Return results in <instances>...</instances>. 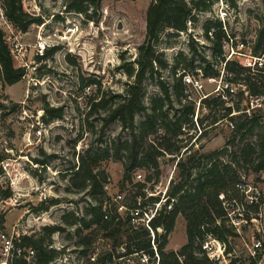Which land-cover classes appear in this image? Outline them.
<instances>
[{
  "label": "rangeland",
  "instance_id": "374dc122",
  "mask_svg": "<svg viewBox=\"0 0 264 264\" xmlns=\"http://www.w3.org/2000/svg\"><path fill=\"white\" fill-rule=\"evenodd\" d=\"M151 2L104 0L97 14L98 20L90 21L85 14L67 13V0H24V10L40 16L47 26L41 29L38 25H32L28 32L18 33V38L27 46L26 61L29 66L25 70L26 78L13 86L0 83V156L3 158L0 164V234H5L15 246L24 236L31 241L19 245L24 255L10 257L4 254L0 243V264H13L21 260L29 264H44L37 262L38 251L33 243L42 245L48 256L52 257L48 264L159 263L158 243L153 245L152 241L155 258L134 252L131 237L144 228L142 225L133 228L128 223L127 211L137 200L142 204L141 212H144L139 216L141 224L146 219L145 213L150 216L154 214L157 209L155 204L165 200L164 193H168L171 181L174 180V184L180 181V171L176 168L179 159L165 153L158 160L159 169H136L132 174V183L123 180L125 171L122 161L114 158L102 161L97 166L109 176L104 196L91 195L88 190L79 191L74 187L77 180L68 171L78 166L80 154H84L89 146L99 145L101 138L109 144L118 139L129 140L128 132L122 129L119 122L112 123L103 131L101 118L106 111L97 107L92 112L91 106L94 99L96 102L102 97L108 100L114 93H123L127 84L134 81L128 72L131 68H137L135 60L139 47L145 41L147 11ZM234 2L235 6L226 0H217L208 11H195V20L188 23L186 32L171 37L168 30L162 35L157 45L158 53L163 54V59L172 66L181 52L192 56L193 45L199 53L195 57V67L201 63V56H205L219 76L223 64L228 60L251 67V73L247 74L256 75L260 64H254L256 57L253 50L257 32L264 20V0ZM211 20L220 21L228 37L222 56L213 51L214 30L209 33L211 39L205 37V24ZM0 27L11 46L14 37L2 18ZM67 29H74L75 33L66 34ZM40 32L45 36L50 35L55 42H62L45 60L34 57ZM66 37H69V41ZM260 61L264 64V55ZM172 70L171 67L162 70L161 76L146 82L144 102L147 106L151 105L152 98L161 96L158 86L161 79L158 78L167 80ZM195 70L188 72L202 81L203 89L189 87L185 92L187 101L195 105L194 126L182 122L179 139H172L170 145L172 148L180 147L181 153H184L186 147L194 144L193 153L200 150L201 154H210L229 142L232 127L226 119L211 126L213 119L224 115L225 110L203 107L200 101L202 96L214 92L218 81L212 79L219 77L211 72L201 77ZM182 73L180 71L179 75ZM245 75L241 80L230 81L234 77L225 72L224 80L235 88L234 95L223 99L225 106L236 107L240 101L239 95L244 92L245 100L241 101V108L249 107L252 113L258 110L264 113V95H248ZM47 108H62L63 117L45 123L43 118ZM176 109H181L177 102H174V108L164 106L165 117L159 123L158 133L151 137L157 144L163 142L166 130L177 128L175 121L183 110L175 116ZM42 112L43 122L38 124L37 117ZM144 118V115H138L136 124ZM39 130L41 135H38ZM257 139L249 137L241 142V137H238L236 147L230 148L235 153L226 158L236 157L234 166L241 176V182L228 189L229 197L223 203L226 215L223 220H218L223 226L222 230L227 231L226 238L221 242L208 236L203 245L209 258L216 264H264V170L255 172L253 168L257 162L247 163L241 155L245 144ZM146 149L148 144L145 143L141 150ZM157 171L160 172L159 176L156 175ZM138 174L143 175L141 181L137 178ZM9 190L12 197L4 199ZM149 192L155 196L150 197ZM52 199L59 203L44 210L43 204ZM100 201L104 203V210L112 215L111 221L104 220L101 226L95 225L89 229L70 225L75 217L91 220L92 216L86 215L87 210ZM120 205L124 209L119 216L115 207ZM49 227L60 230L49 234ZM186 228L185 217L179 215L175 229L168 238L167 251H178L187 244ZM157 233L161 238L163 228H158ZM259 244L260 248L256 249ZM31 249L35 250V256L27 258V252Z\"/></svg>",
  "mask_w": 264,
  "mask_h": 264
},
{
  "label": "trees",
  "instance_id": "16d2710c",
  "mask_svg": "<svg viewBox=\"0 0 264 264\" xmlns=\"http://www.w3.org/2000/svg\"><path fill=\"white\" fill-rule=\"evenodd\" d=\"M103 1L67 0L66 12L85 14L88 20L97 21V14L101 11ZM216 1L152 0L147 11L145 41L139 47V54L135 60L137 68H131L128 72V75L134 78V81L127 84L123 93H114L108 100L102 97L100 101L96 102V99H94L95 102L91 106L92 112L97 107H102L106 111V115L101 118L103 131L112 123L119 122L122 129L128 132L129 140L122 141L118 139V141H111L109 144L101 138L99 145L89 146L84 154H80L78 166L68 170L73 178L77 180V183H74V187L79 191L88 190L91 195L104 196L109 176L97 166L102 161L110 158L122 161L125 171L123 180L124 182L132 183V174L136 169H159L158 160L165 153L174 155L179 159L176 168L180 171L178 176L180 181L176 184H174V180L171 181V186L163 201L162 208L157 212L150 224L155 232V238L153 239L150 231L144 227L141 232H135L131 237L135 249L134 252H142L149 255L151 259L156 256L152 241L156 244L158 243V264H216L209 258L203 249V245L208 236L214 237L221 242L226 238L227 231L222 230L223 226L218 220H223L226 215L223 203L229 197L228 189L236 187L241 182V176L234 166L237 161L236 157L233 156L231 159H226L230 154L235 153L230 151V148L236 147L238 137H241V142L249 137H258L256 141L245 144L241 150V155L247 163L257 162L253 168L255 172L258 173L264 170V113L259 110L252 113L249 107L241 108V101L245 100L244 92L239 95L240 101L236 104V107H226L223 97L218 94L207 95L200 101L203 107H218L225 110L224 115L213 119L211 126L225 119L230 121V125L233 126L229 142L222 149L210 154H201L200 150L193 153L192 146L194 144H192L186 147L187 150L184 153H181L180 147L172 148L170 145L172 139H179L182 133V122L194 126L192 119L195 114V105L193 102L187 101L185 96L187 88L190 87L184 81V77L189 74L188 71L196 69L195 71L198 75V70H201L204 77L208 76L210 72L218 77L219 73L214 68H211V62L205 56H201V63L197 67L194 66L195 57L199 56V53L193 45L191 46L192 56L188 57L181 52L175 58V64L172 66L163 59V54L158 53L157 45L162 35L168 30L171 31L169 35L171 37L176 35V33L186 32L188 23L195 20L194 12L208 11ZM234 1L226 0L227 3L235 6ZM23 2L24 0H0V19L3 17L20 33L28 32L32 25L41 26L44 24L40 16L27 13L24 10ZM90 10H92V13H89ZM212 29L214 30L213 51L216 55L222 56L224 54V42L228 40L227 34L223 30L220 21L211 20L205 24L204 28L207 39H211L209 33H211ZM51 51L47 53L46 58L49 57ZM253 51L255 56L264 54V20H262L261 27L257 32V40ZM225 63L227 75L234 77L230 81L241 80V77L246 74L245 83L248 95L252 97L264 95V70L260 69L256 75H251L247 74V72L251 73V67H246L230 60ZM170 67L173 70L167 80L158 78L161 79L158 80L161 96L152 98L151 105L147 106L144 102L146 82L155 79L156 76H161V71ZM180 71L183 72L181 75H179ZM25 75L26 71L24 69L16 67L5 32L0 27V83L4 86H13L21 82ZM174 102L181 105V109L175 110V116L183 110L180 117L175 121L177 128L166 130L163 142L157 144L151 137L158 133L159 123H162L163 117H165L164 106L167 105L174 108ZM249 110L250 112H248ZM45 112L46 116L43 118L45 123L63 117L62 108H47ZM140 114L144 115L145 118L139 124H136V118ZM200 121L203 123L202 120ZM164 127L166 128V126ZM204 129H207V127ZM256 131H261L262 133L255 134ZM201 135L195 142L199 140ZM145 143L148 144V149L142 151L141 147ZM2 161L3 158L0 156V164ZM159 174L160 172L157 171L156 175L159 176ZM221 196H223L222 199H220ZM11 197L12 191L9 190L5 193L4 199ZM58 203V200L52 199L43 204V209L47 210ZM141 207L142 204H139L137 200H134L133 204L128 207L127 220L130 225L131 213L141 210ZM115 211L118 213L117 208H115ZM105 214L104 203L100 201L98 205L90 206L87 210L86 215H91V220L87 221L86 218L80 219L74 216L75 219L70 225H80L84 229H89L95 225L101 226L104 220H112V215L105 219ZM179 215H183L187 221V244L178 251H167V241L175 229ZM131 226L136 228L133 225ZM158 228H163L164 231L161 238L157 233ZM47 230H49V234H53L60 229L58 227H49ZM80 232L81 229L79 228L78 233ZM22 240V243L18 244L16 242V245L19 246L23 242L31 241L27 236H24ZM33 244H35L38 251L37 262L48 264L52 257L48 256L42 245ZM13 264L29 263L26 260H21Z\"/></svg>",
  "mask_w": 264,
  "mask_h": 264
},
{
  "label": "built area",
  "instance_id": "2783aa9c",
  "mask_svg": "<svg viewBox=\"0 0 264 264\" xmlns=\"http://www.w3.org/2000/svg\"><path fill=\"white\" fill-rule=\"evenodd\" d=\"M10 35L12 37H14V40L10 46L13 58H14V62L17 68L20 69H24L26 70L29 66V64L26 61V53H27V46L18 38V32L10 23H8L3 17H2ZM47 26V24L44 22V24H42L40 27L41 29L45 28ZM72 30V32H70ZM75 33L74 29H67L66 34L69 33ZM67 41H69V37L65 38ZM62 42H55L50 35L45 36L43 35L42 32H40V34L37 36V41H36V45H35V53H34V57L37 60H45L47 53L51 50H55L56 48H58L61 45ZM264 55V54H263ZM255 56L256 58H254V64L257 65L260 64V69L264 70V64L260 63V59L263 56ZM229 61V60H228ZM227 62V61H226ZM225 66L226 63L223 64V69H222V73L220 76H218L219 78L217 79H212V81L217 82L218 81V86L217 88L214 90V92L212 94H218L221 95L223 97V99H227L228 95H234L235 94V88L232 86V84L228 81L224 80V75H225ZM264 73V72H263ZM198 74L201 77H204V75L202 74L201 70H198ZM26 78V76L24 77ZM184 81L187 85H189L190 87H193L197 90H202L203 89V84L202 81L199 79H195L194 77H192L190 74H187L184 77ZM211 95V94H210ZM207 95L202 96V98L206 97ZM250 112V110L248 111ZM44 112H42V114H39V116L37 117V123L41 124L42 121V117H43ZM233 128V126H231ZM38 135H41V130L38 131ZM137 178L139 181H141V179L143 178L142 174H138ZM105 188H107V185L105 186ZM146 191L148 192V190L146 189ZM166 192L164 193V199L166 197ZM149 196H155L154 193H150L149 192ZM46 199V196H44ZM222 197V196H221ZM118 198H121V196H118ZM155 199V198H154ZM158 200V199H157ZM116 202H118V200H116ZM162 202H158L156 203V212L154 214H152L151 216L148 213H145L146 219H143V224H141L139 222V216L142 215L141 210H137V212L135 213H131V225L135 226L136 228L139 225H142L145 229H147L148 231H150L152 238H155V232L153 231V229L151 228V221L152 219L156 216L157 212L161 209V205ZM141 204V203H139ZM117 208L118 213L120 214V211H122L124 209L123 205L117 206L115 207ZM110 216L109 212L106 211V214L104 216L105 219H108ZM0 243L3 246L4 250V254L7 257L10 256H22V254L24 255V252L22 250V248H20L19 246H15V244L13 243V241L11 239H9L5 234H0ZM153 245L154 241H153ZM260 248V244L256 245V249ZM205 249H207V247H205ZM256 252V250H255ZM35 256V250L31 249L28 250L26 257L27 258H33Z\"/></svg>",
  "mask_w": 264,
  "mask_h": 264
}]
</instances>
